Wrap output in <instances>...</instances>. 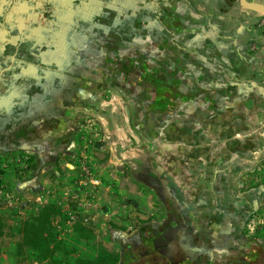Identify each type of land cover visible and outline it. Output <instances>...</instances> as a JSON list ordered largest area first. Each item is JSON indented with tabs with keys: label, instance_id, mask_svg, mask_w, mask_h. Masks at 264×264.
I'll return each instance as SVG.
<instances>
[{
	"label": "rangeland",
	"instance_id": "rangeland-1",
	"mask_svg": "<svg viewBox=\"0 0 264 264\" xmlns=\"http://www.w3.org/2000/svg\"><path fill=\"white\" fill-rule=\"evenodd\" d=\"M244 2L264 6V0H183L197 17L191 20L196 39L212 44L219 55L205 60L208 73L214 69L219 77L214 85L200 83L209 89L202 90L200 103L211 102L200 120L186 107L173 119L163 116L153 124L143 119L142 128L134 112L124 111L129 94L114 84L101 87L98 102L68 105L66 130L59 119L31 116L33 105L19 103L13 88L17 79L12 83L11 72L5 76L0 264L120 256L140 224L153 213L165 214L164 192L180 205L188 232L199 241L255 249L256 264H264V16ZM4 15L0 30L8 28ZM100 31L101 45L112 49L106 24ZM152 165L158 178L151 175ZM47 208L52 210L46 227L60 249L41 261L26 237Z\"/></svg>",
	"mask_w": 264,
	"mask_h": 264
},
{
	"label": "crops",
	"instance_id": "crops-1",
	"mask_svg": "<svg viewBox=\"0 0 264 264\" xmlns=\"http://www.w3.org/2000/svg\"><path fill=\"white\" fill-rule=\"evenodd\" d=\"M149 9L115 0H0L8 22L0 30V82L11 72L19 103L33 105L31 116L59 119L66 130L68 105L98 102L101 87L114 84L129 94L124 111L134 112L142 128L143 119H173L186 107L200 120L211 103H200L209 90L200 83L214 85L219 77L206 61L219 55L196 39L192 19L166 24L146 17ZM105 24L112 49L101 45Z\"/></svg>",
	"mask_w": 264,
	"mask_h": 264
},
{
	"label": "flooded vegetation",
	"instance_id": "flooded-vegetation-1",
	"mask_svg": "<svg viewBox=\"0 0 264 264\" xmlns=\"http://www.w3.org/2000/svg\"><path fill=\"white\" fill-rule=\"evenodd\" d=\"M141 6L150 7L146 17H156L166 24L172 19H197L188 8H182L183 0H144ZM179 6L181 8L178 9ZM151 175L158 178L153 165ZM155 184L163 186L162 182ZM162 199L165 214L153 213L145 223L139 225L135 237L126 239L122 244L118 264L257 263L258 253L255 249L234 248L232 244L217 242L208 245L199 241L188 232L180 205L178 207L166 192L162 194Z\"/></svg>",
	"mask_w": 264,
	"mask_h": 264
},
{
	"label": "trees",
	"instance_id": "trees-1",
	"mask_svg": "<svg viewBox=\"0 0 264 264\" xmlns=\"http://www.w3.org/2000/svg\"><path fill=\"white\" fill-rule=\"evenodd\" d=\"M52 209H44L41 217L37 219V224L33 225L27 233L26 244L39 252V259L45 261L53 258L54 252L60 249L59 242L49 231L50 226L49 212ZM55 213V211H54ZM51 215V214H50ZM53 249H50V245ZM120 256L115 254H102L92 260H77L73 264H118ZM61 261L55 260L53 264H60Z\"/></svg>",
	"mask_w": 264,
	"mask_h": 264
},
{
	"label": "bare ground",
	"instance_id": "bare-ground-1",
	"mask_svg": "<svg viewBox=\"0 0 264 264\" xmlns=\"http://www.w3.org/2000/svg\"><path fill=\"white\" fill-rule=\"evenodd\" d=\"M243 6L253 12V13H257L261 16H264V6L263 5H260V4H257V3H248V2H244L243 3Z\"/></svg>",
	"mask_w": 264,
	"mask_h": 264
},
{
	"label": "water",
	"instance_id": "water-1",
	"mask_svg": "<svg viewBox=\"0 0 264 264\" xmlns=\"http://www.w3.org/2000/svg\"><path fill=\"white\" fill-rule=\"evenodd\" d=\"M85 114H88V115H93V116H96V115H94V114H92V113H87V112H85ZM97 117V116H96ZM98 118V117H97Z\"/></svg>",
	"mask_w": 264,
	"mask_h": 264
}]
</instances>
